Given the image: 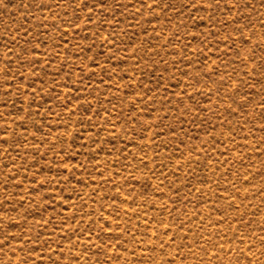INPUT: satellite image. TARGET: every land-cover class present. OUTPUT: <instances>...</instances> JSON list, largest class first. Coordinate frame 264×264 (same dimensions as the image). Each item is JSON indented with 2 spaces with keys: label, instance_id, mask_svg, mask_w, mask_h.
I'll list each match as a JSON object with an SVG mask.
<instances>
[{
  "label": "rangeland",
  "instance_id": "rangeland-1",
  "mask_svg": "<svg viewBox=\"0 0 264 264\" xmlns=\"http://www.w3.org/2000/svg\"><path fill=\"white\" fill-rule=\"evenodd\" d=\"M264 0L0 2V264H264Z\"/></svg>",
  "mask_w": 264,
  "mask_h": 264
},
{
  "label": "snow or ice",
  "instance_id": "snow-or-ice-1",
  "mask_svg": "<svg viewBox=\"0 0 264 264\" xmlns=\"http://www.w3.org/2000/svg\"><path fill=\"white\" fill-rule=\"evenodd\" d=\"M0 2H2V0H0ZM262 243H264V241H262Z\"/></svg>",
  "mask_w": 264,
  "mask_h": 264
}]
</instances>
